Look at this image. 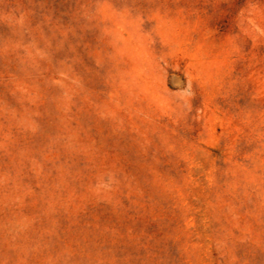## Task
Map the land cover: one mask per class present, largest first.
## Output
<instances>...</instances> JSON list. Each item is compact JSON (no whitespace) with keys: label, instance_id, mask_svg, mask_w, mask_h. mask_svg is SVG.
Here are the masks:
<instances>
[{"label":"rangeland","instance_id":"obj_1","mask_svg":"<svg viewBox=\"0 0 264 264\" xmlns=\"http://www.w3.org/2000/svg\"><path fill=\"white\" fill-rule=\"evenodd\" d=\"M0 264H264V0H0Z\"/></svg>","mask_w":264,"mask_h":264}]
</instances>
